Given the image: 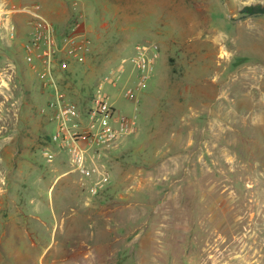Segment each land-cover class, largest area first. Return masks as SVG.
<instances>
[{"label": "rangeland", "instance_id": "obj_1", "mask_svg": "<svg viewBox=\"0 0 264 264\" xmlns=\"http://www.w3.org/2000/svg\"><path fill=\"white\" fill-rule=\"evenodd\" d=\"M252 4L264 0H0V264H264V14L243 12ZM29 10L55 30L67 98L86 107L123 69L104 88L137 125L98 162L109 182L97 194L48 142L52 88L24 49ZM71 33L83 60L63 45ZM144 41L160 56L126 98Z\"/></svg>", "mask_w": 264, "mask_h": 264}, {"label": "built area", "instance_id": "obj_2", "mask_svg": "<svg viewBox=\"0 0 264 264\" xmlns=\"http://www.w3.org/2000/svg\"><path fill=\"white\" fill-rule=\"evenodd\" d=\"M29 12L32 17L31 37L24 44V49L42 58V75L52 88L51 97L43 109L48 119L55 122L48 142L67 151L73 170L80 173V178H97L91 180L90 186L91 193L97 194L109 182L108 172L101 170L98 162L113 151L121 137L134 132L137 125L136 116L117 110L104 88L105 81L115 85L120 80L123 69L107 74L104 81L95 84L90 97L91 103L86 107L67 98L59 88L54 72L55 55L58 51L55 30L37 10ZM10 33H14V26L10 27ZM63 45L69 46L70 53L79 60H83V54L90 50L84 40L72 33L63 38ZM159 56L160 49L155 42L144 41L135 45V55L131 58L135 80L132 86L124 88V97H133L135 90L146 84L154 73ZM56 60L59 70L68 68L67 57L60 56ZM43 154L48 161L54 156L49 147L43 149Z\"/></svg>", "mask_w": 264, "mask_h": 264}, {"label": "trees", "instance_id": "obj_3", "mask_svg": "<svg viewBox=\"0 0 264 264\" xmlns=\"http://www.w3.org/2000/svg\"><path fill=\"white\" fill-rule=\"evenodd\" d=\"M243 12L247 13L248 15H263L264 7L261 4L246 5L243 8Z\"/></svg>", "mask_w": 264, "mask_h": 264}]
</instances>
